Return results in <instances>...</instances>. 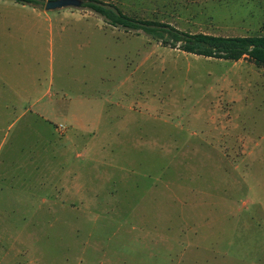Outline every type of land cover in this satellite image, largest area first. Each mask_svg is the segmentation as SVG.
Instances as JSON below:
<instances>
[{"label":"rangeland","instance_id":"obj_1","mask_svg":"<svg viewBox=\"0 0 264 264\" xmlns=\"http://www.w3.org/2000/svg\"><path fill=\"white\" fill-rule=\"evenodd\" d=\"M264 36V0H101ZM264 263V66L87 8L0 0V264Z\"/></svg>","mask_w":264,"mask_h":264},{"label":"trees","instance_id":"obj_2","mask_svg":"<svg viewBox=\"0 0 264 264\" xmlns=\"http://www.w3.org/2000/svg\"><path fill=\"white\" fill-rule=\"evenodd\" d=\"M37 6L46 0H13ZM87 8L101 16L107 23L136 32L142 31L163 45L187 53L224 60H237L247 56L254 64L264 66V36H222L206 33H188L172 25L147 19H135L119 8L101 0H82Z\"/></svg>","mask_w":264,"mask_h":264},{"label":"water","instance_id":"obj_3","mask_svg":"<svg viewBox=\"0 0 264 264\" xmlns=\"http://www.w3.org/2000/svg\"><path fill=\"white\" fill-rule=\"evenodd\" d=\"M82 0H46L44 2V10H55L62 8H79L81 7Z\"/></svg>","mask_w":264,"mask_h":264},{"label":"crops","instance_id":"obj_4","mask_svg":"<svg viewBox=\"0 0 264 264\" xmlns=\"http://www.w3.org/2000/svg\"><path fill=\"white\" fill-rule=\"evenodd\" d=\"M251 264H254V263H251ZM262 264H264V263H262Z\"/></svg>","mask_w":264,"mask_h":264}]
</instances>
